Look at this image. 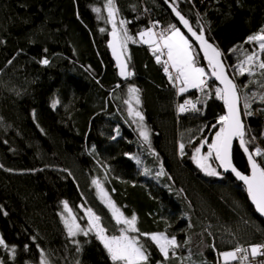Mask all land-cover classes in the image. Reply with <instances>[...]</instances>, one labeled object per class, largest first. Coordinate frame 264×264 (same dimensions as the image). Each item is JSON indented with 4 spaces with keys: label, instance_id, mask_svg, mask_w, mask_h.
Listing matches in <instances>:
<instances>
[{
    "label": "trees",
    "instance_id": "trees-1",
    "mask_svg": "<svg viewBox=\"0 0 264 264\" xmlns=\"http://www.w3.org/2000/svg\"><path fill=\"white\" fill-rule=\"evenodd\" d=\"M165 2L222 53L240 89L247 146L264 151V75L259 68L254 75L237 70L246 54L258 51L247 38L264 28V0H114L116 24L123 20L137 41L127 44L133 73L127 79L109 50L107 0H0V237L9 246H0V264H40L41 253L49 264H113L94 234L69 237L61 218L66 201L85 227L83 211L91 208L109 234L119 235L93 181L127 218L136 215L134 234L147 248L148 264H219L220 253L264 241V223L245 189L214 159L218 176L192 159L195 147L211 143L225 114L197 48L189 41L206 86L179 93L157 53L137 39L150 28H179ZM45 58L48 65L40 62ZM130 87L139 90V104ZM186 100L199 101L200 111L179 112ZM130 106L143 116L147 142ZM232 160L249 174L238 140ZM140 233L175 236L180 246L165 259Z\"/></svg>",
    "mask_w": 264,
    "mask_h": 264
},
{
    "label": "snow or ice",
    "instance_id": "snow-or-ice-1",
    "mask_svg": "<svg viewBox=\"0 0 264 264\" xmlns=\"http://www.w3.org/2000/svg\"><path fill=\"white\" fill-rule=\"evenodd\" d=\"M108 8V18L112 22V41L109 47L112 50V54L116 59L117 66L119 68V74L121 77L127 79L132 76L133 73L128 70L127 60L124 57V52L127 49V44L129 41L136 43L129 34L127 29L123 28L124 21H120L121 30H117V25L115 22V9L114 0H107ZM94 11L99 12V9H94ZM173 11L179 18V21L183 26L191 33V36L199 42L201 49L203 50L204 57L207 59L208 65L211 68V75L218 80L223 87L217 88L215 90L216 98L223 101L226 108V114L220 115L217 119V124L219 129L214 134V139L211 143L204 140L198 147H195L192 159L209 176L220 175L215 168H213L209 163V159L212 158L219 162V166L223 168L225 172L231 171L235 174V177L242 181L246 185V190L248 195L256 208V211L260 215L264 216V160L257 162V156L264 157V151L259 147L255 148L254 151H250L248 148V143L251 141L245 140V126L241 118V107H240V89L237 84L234 83L233 79H230L225 72V66L221 62L222 53L210 43L203 33L198 34L192 29L189 21L175 8ZM101 31H104L101 29ZM140 43L148 44L153 53H160L156 56V62L161 63L160 56L166 55L167 59L163 61L164 72L169 74V69L171 68L175 72V76L169 74L170 82H173L175 87L177 83L179 84V93H185L189 88L199 89L204 91L206 86L205 76L207 73L205 69L197 65V57L192 51V44L189 40L182 34L181 30L175 25L169 26L165 32L159 34L153 32L151 29L146 31H141L139 33ZM248 42L257 41L259 43V53H264V28H261L257 34L250 35L247 38ZM46 51V50H45ZM235 51V49H233ZM257 52H251L245 55V58L237 65V70L241 75L247 73L248 75H254V69L259 68L261 70V75H264V59L260 58ZM43 65H48V59H43L40 61ZM138 89L135 87H130L128 92L130 95L136 97V103L139 104V97L136 96ZM255 95L251 99H254ZM260 101L264 103V95L260 96ZM129 103V101H125ZM197 102L191 100H186L183 104L179 105V112L185 111H200L197 108ZM243 115H251L250 111L251 103L250 98L245 96L243 103ZM130 113L143 120V116L138 111H133L130 106ZM216 127V125H213ZM140 135L143 137L144 141L147 142L149 137L146 130H142ZM239 140V146L247 154L248 163L250 165L251 174H242L232 163L231 149L233 140ZM253 140L255 137L252 138ZM205 144H208L206 154H201V149ZM184 144L180 145V152H184ZM147 172V170H145ZM163 169L158 175H163ZM101 194V201L111 210L112 216L115 219V223L119 227V235L109 234V229L102 225L101 217L93 212L91 208L86 210V216L88 218L87 228L81 227L77 223V218L71 210L69 209L68 203L64 202V209L68 212V219L64 220V225L67 229V234L69 237H76L78 235L88 236L89 233L95 235V237L102 243L103 247L107 251L113 264H148L149 253L147 248L143 243H141L135 236H130L129 233H138L137 228V217L135 214L131 218H127L123 212H121L111 200L104 189L99 185L97 181H93ZM7 215V213H4ZM140 235L147 237L152 242L156 244L160 253L165 259L170 258V253L175 255V249L179 247L175 236H167L163 233L149 234L140 233ZM79 244L78 241H74ZM0 246L7 249L9 246L6 244L5 240L0 237ZM27 247V246H25ZM80 250L79 247L77 249ZM11 251L14 253L15 248L13 247ZM223 258L224 264H229L232 261H239L240 264L248 262V264H256V257L264 256V244L251 245L249 248L236 247L234 251L220 253ZM40 264H48L47 258L43 253H41ZM260 264H264L261 261Z\"/></svg>",
    "mask_w": 264,
    "mask_h": 264
},
{
    "label": "water",
    "instance_id": "water-1",
    "mask_svg": "<svg viewBox=\"0 0 264 264\" xmlns=\"http://www.w3.org/2000/svg\"><path fill=\"white\" fill-rule=\"evenodd\" d=\"M165 4H166L167 8L169 9L170 13L172 14L174 20L177 22V24H178L179 29L181 30V32H182V33L186 36V38H187V39H188V40H189V41H190V42H191V43L197 48V50H198L200 56L203 58L204 62L207 64V71H208V73H209V75H210L212 81L215 83V85H216L218 88H222L223 85H222L218 80H216L214 76L211 75V68H210V66L208 65L207 59L204 57V53H203V50L201 49V47H200V45H199V42L196 41L195 38L191 36V33H189L188 30H187V29L183 26V24L179 21V18L176 16L175 12L173 11V7H172L169 3H167V2H165ZM192 29H193V28H192ZM193 30H194V29H193ZM194 31H195V30H194ZM197 33H198V32H197ZM200 33H201V32H199L198 34H200ZM202 33H203V35L205 36L204 32H202ZM205 38H206V36H205ZM111 41H112V38H111ZM111 41H110V43H111ZM110 43H109V44H110ZM109 50H110V53H111V55H112V58H113V60H114V62H115L116 68H117L118 73H119V68H118V66H117L116 59H115V57L113 56V54H112V50H111L110 47H109ZM220 59H221V62L224 64L223 59H222V56H221ZM224 66H225V64H224ZM225 72H226V75H228V73H227V69H226V66H225ZM119 75H120V74H119ZM228 77L231 79V77H230L229 75H228ZM222 102H223V101H222ZM224 107H225V106H224ZM240 107H241V101H240ZM224 113L226 114V108L224 109ZM241 118H242V112H241ZM242 121H243V118H242ZM236 140H238V139H234V140H233V144H234V142H235ZM233 144H232V149H233ZM238 145H239V140H238ZM239 147H240V146H239ZM232 149H231V158H232ZM240 149H241L242 152L244 153V156H245V159H246V163H247L248 168H249V174H248V175H250V174H251V169H250V165H249V163H248L247 154L243 151V149H242L241 147H240ZM215 163H216V165L218 166V168L220 169V171H221L222 174L232 176L233 179H234L237 183H239V184L245 189V191H246V193H247V195H248V192H247V190H246V185H244V183H243L242 181H240L239 179H237V178L235 177V174H234V173H232L230 170L227 171V172H225V171L223 170V168H221V167L219 166V162H218V161H215ZM232 163H233V160H232ZM233 165H234V164H233ZM248 197H249V195H248ZM249 200H250V202H251V205H252V207H253V210H254L255 215H256L260 220H262L263 223H264V216L260 215V213H258V212L256 211V208H255V206L253 205V203H252L250 197H249Z\"/></svg>",
    "mask_w": 264,
    "mask_h": 264
},
{
    "label": "rangeland",
    "instance_id": "rangeland-1",
    "mask_svg": "<svg viewBox=\"0 0 264 264\" xmlns=\"http://www.w3.org/2000/svg\"><path fill=\"white\" fill-rule=\"evenodd\" d=\"M111 23H112V22H111ZM116 25H117V24H116ZM117 30H118V31L121 30V25H120V24L117 25ZM256 43H257V49H258L257 53H259V43H258L257 41H256ZM259 55H260V58H261V59H264V53H259ZM123 58H125V59L127 58V49H126V51L124 52V57H123ZM205 80H206V76H205ZM178 85H179V84H178ZM131 100H132V102H135V103H136V97L133 96ZM262 110L264 111V108H262ZM256 114H257V111L254 112V115H256ZM134 116H135V115H134ZM135 118H136V125H137L138 132L141 133L142 130H145V128H144V126H143V123H142L141 120H139L138 117L135 116ZM263 136H264V133H263ZM142 138H143V137H142ZM213 139H214V138H213ZM181 144H182V143L180 142L179 145H178V151H179V153H181V152H180V145H181ZM201 154L203 155V154H206V153L201 152ZM208 163L214 168V166H213V164H212V158L209 159ZM95 187H96V192H97L99 198L101 199L100 191H99V189L97 188L96 185H95ZM109 210H110V209H109ZM71 212H72V211H71ZM110 212H111V210H110ZM83 215H84V219H85V221H86V226L83 227V228H87V225H88V218H87V216H86V210L83 211ZM61 218H62L63 223H64V220H65V219H68V218H69V216H68V212L65 211L64 207H63V210H62V212H61ZM77 223H78V222H77ZM120 227H121V226H120ZM129 235H130V236H135L134 233H129ZM78 236H80V235H78ZM76 237H77V236H76ZM135 237H136V236H135ZM48 264H49V263H48Z\"/></svg>",
    "mask_w": 264,
    "mask_h": 264
},
{
    "label": "built area",
    "instance_id": "built-area-1",
    "mask_svg": "<svg viewBox=\"0 0 264 264\" xmlns=\"http://www.w3.org/2000/svg\"><path fill=\"white\" fill-rule=\"evenodd\" d=\"M156 33L159 34L161 32L157 30ZM157 55H160V53H157ZM160 60H161V63H163V61L166 60L165 55H161ZM169 74L172 75L173 77L175 76V73L171 72L170 70H169ZM169 74H167V75L169 76ZM260 244H264V241L261 243H258V244H254V245H260ZM250 246H247L245 248H249ZM261 261H264V256L256 257V264H260ZM219 264H224V261H223V258L221 257V255H220ZM229 264H240V262L239 261H232V262H229ZM244 264H248V262H244Z\"/></svg>",
    "mask_w": 264,
    "mask_h": 264
},
{
    "label": "crops",
    "instance_id": "crops-1",
    "mask_svg": "<svg viewBox=\"0 0 264 264\" xmlns=\"http://www.w3.org/2000/svg\"><path fill=\"white\" fill-rule=\"evenodd\" d=\"M153 32H155L156 33V30H155V28H150ZM149 30V29H148ZM183 34V33H182ZM186 37V36H185ZM137 39H138V41H140V37H139V35L137 36ZM190 43V42H189ZM143 44V43H142ZM144 45H146V46H148L149 47V49L150 50H152L151 49V47L148 45V44H144ZM165 58L167 59V56L165 55ZM171 72H173V73H175L174 72V70H172L171 68L169 69Z\"/></svg>",
    "mask_w": 264,
    "mask_h": 264
}]
</instances>
